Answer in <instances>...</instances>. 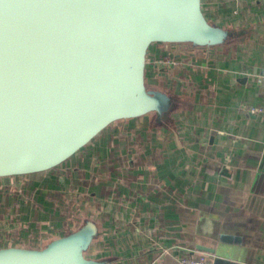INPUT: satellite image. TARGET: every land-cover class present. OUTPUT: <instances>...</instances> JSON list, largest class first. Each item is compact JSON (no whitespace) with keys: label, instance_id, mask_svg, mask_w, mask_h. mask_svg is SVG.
I'll list each match as a JSON object with an SVG mask.
<instances>
[{"label":"crops","instance_id":"0c3cea01","mask_svg":"<svg viewBox=\"0 0 264 264\" xmlns=\"http://www.w3.org/2000/svg\"><path fill=\"white\" fill-rule=\"evenodd\" d=\"M201 7L247 34L212 48L152 44L145 82L180 100L172 124L119 121L52 170L0 179V248L37 247L89 218L90 258L264 264V0Z\"/></svg>","mask_w":264,"mask_h":264},{"label":"water","instance_id":"95a60500","mask_svg":"<svg viewBox=\"0 0 264 264\" xmlns=\"http://www.w3.org/2000/svg\"><path fill=\"white\" fill-rule=\"evenodd\" d=\"M246 34L207 20L201 0H0V179L52 170L119 121L171 125L181 102L147 86L149 47ZM98 238L84 218L37 247H1L0 264H114L87 256Z\"/></svg>","mask_w":264,"mask_h":264},{"label":"built area","instance_id":"2783aa9c","mask_svg":"<svg viewBox=\"0 0 264 264\" xmlns=\"http://www.w3.org/2000/svg\"><path fill=\"white\" fill-rule=\"evenodd\" d=\"M161 65H176L171 57H164L160 61ZM179 264H211L210 260L205 256L200 257H184L180 259Z\"/></svg>","mask_w":264,"mask_h":264},{"label":"rangeland","instance_id":"374dc122","mask_svg":"<svg viewBox=\"0 0 264 264\" xmlns=\"http://www.w3.org/2000/svg\"><path fill=\"white\" fill-rule=\"evenodd\" d=\"M163 58H164V57H163ZM163 58H162V59H163Z\"/></svg>","mask_w":264,"mask_h":264}]
</instances>
